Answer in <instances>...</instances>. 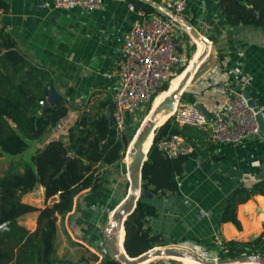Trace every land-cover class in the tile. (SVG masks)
I'll return each instance as SVG.
<instances>
[{"label": "crops", "instance_id": "1", "mask_svg": "<svg viewBox=\"0 0 264 264\" xmlns=\"http://www.w3.org/2000/svg\"><path fill=\"white\" fill-rule=\"evenodd\" d=\"M6 1L9 6L5 11L0 9V25L30 60L52 70V85L65 97V104H70L66 116L42 140L31 141L35 148L52 137L66 134L67 127L78 114L74 104L83 103L84 106L93 98L97 100L96 104L107 98L111 100L118 82L120 43L132 25V14L127 7L131 0H103L100 7L91 10L79 6L56 8L52 0ZM156 1L162 4L168 0ZM181 1V13L191 22L193 20L192 23L199 24V31L211 41L208 53L200 62L203 66L198 71L200 63L196 67L193 73L197 71L196 77L191 80L194 83L187 89L194 91L196 99L211 110L223 98L215 91V86L228 81L235 90L243 92L247 89L264 114V26L228 22L221 0ZM180 31L181 36H189L185 29ZM204 48L203 45L200 52ZM241 76H246L247 80H242ZM69 88H73L72 94H67ZM167 116L163 114L160 123ZM189 125L185 134H178L189 143L191 150L188 152H192L181 172L172 173V178L178 182V190L143 196L157 208V214L148 222L150 233L159 236L161 242L157 246H179L190 250L196 243L217 257L216 235L221 239L251 240L264 229V195L260 193L236 204L240 227L221 217L223 202L233 189L250 186L264 178H255L264 163V133L236 142H216L213 153L222 156L216 159L206 148L208 130ZM126 160L123 157L120 161L102 165L98 170L100 186L96 190L80 189L71 208L58 214V255L73 260L84 257L97 264L111 256L106 227L127 193ZM35 191L41 193L40 202L35 199ZM22 200L43 206V186L38 185L25 193ZM29 213L33 215L29 224L20 221L27 213L19 221L32 230L36 226L37 212ZM124 233V229L117 231L121 240ZM257 252L264 253V239ZM173 257L182 261L186 258Z\"/></svg>", "mask_w": 264, "mask_h": 264}, {"label": "trees", "instance_id": "2", "mask_svg": "<svg viewBox=\"0 0 264 264\" xmlns=\"http://www.w3.org/2000/svg\"><path fill=\"white\" fill-rule=\"evenodd\" d=\"M131 1L146 11L156 10L153 5L140 0ZM221 4L228 22L264 26V0H221ZM8 6L6 0H0L1 10H7ZM188 38V34L181 36L180 51ZM190 65L187 63L186 66L182 64L179 67L180 78ZM52 84V70L30 60L0 25V155L17 157L10 158L7 168L0 175V264H80V261L86 260L84 257L73 260L58 255V214L71 208L74 196L80 189L90 187L96 190L100 186L98 170L104 164L125 158V150L131 139L129 131L124 128L119 132L111 122L106 112L110 101L107 98L93 105L92 110L80 105V110L73 123L67 127L65 135L52 137L42 146H35L29 160L25 159L21 153L32 145L31 141L42 140L44 135L66 116L70 108V104L64 102L65 97H61L41 109L40 102L49 93L48 85ZM168 89L169 82H164L146 107L140 111L141 118L153 105L156 94ZM72 92L73 88H69L67 94ZM195 100V92L187 88L179 97V102ZM187 126L188 124H179L174 116L170 115L156 128L142 166V190H149L158 195L178 190V182L172 178V173L181 172L192 152L169 156L160 149L159 141L162 138L185 134ZM67 143L71 145L70 148ZM216 145L217 143L208 137L207 150L213 158L220 159L221 155L213 153ZM67 155H71V158L65 163ZM38 185L43 186V206L22 200L25 193ZM254 193L264 195V178L250 186L233 189L223 202L222 220H230L240 227L236 217V204L250 198ZM143 196H139L133 210L124 220L123 243L130 256L138 255L161 242L158 235L150 233L148 223L150 218L157 214V208L143 199ZM32 211L37 212L36 226L30 230L19 218ZM263 239L264 229L251 240L221 239L217 257L256 253ZM183 262L202 264L190 257L184 258ZM102 264L122 263L110 256L105 257Z\"/></svg>", "mask_w": 264, "mask_h": 264}, {"label": "built area", "instance_id": "3", "mask_svg": "<svg viewBox=\"0 0 264 264\" xmlns=\"http://www.w3.org/2000/svg\"><path fill=\"white\" fill-rule=\"evenodd\" d=\"M103 0H52L56 8L79 6L91 10L101 6ZM168 11L181 13V0L162 3ZM127 7L132 14V25L120 43V57L117 61L118 82L112 92V122L117 131L124 130L126 115L143 110L148 101L164 82H170L178 73L184 60L182 27L171 16L159 10L146 11L131 1ZM247 80L246 76H241ZM244 82V81H243ZM222 95V101L205 117L195 102H178L172 112L179 124H190L208 130L214 142H236L250 135H260L256 112L247 103L242 91L235 90L228 81L215 86ZM160 149L169 156L186 153L191 146L180 135L162 138ZM79 242L86 244L83 240ZM216 244L221 238L215 236ZM190 251L205 257H213L210 251L193 243Z\"/></svg>", "mask_w": 264, "mask_h": 264}, {"label": "water", "instance_id": "4", "mask_svg": "<svg viewBox=\"0 0 264 264\" xmlns=\"http://www.w3.org/2000/svg\"><path fill=\"white\" fill-rule=\"evenodd\" d=\"M142 2L153 5L160 12L171 16L173 20L180 25L183 29L189 33L190 36L200 40L205 48L200 52V54L193 60L191 65L185 70L184 74L180 78L177 86L166 94L161 100H159L154 106L151 105L149 111L143 117L141 123L136 129L135 133L131 137L127 148L125 150L124 156L126 157V168L128 173V188L127 193L121 203L113 211L111 218L106 227L107 235V245L110 250L111 256L122 264H143L154 257H173V256H186L193 258L196 261L202 262L204 264H247L248 260L256 262V264H264V253L256 252L251 254H243L236 257H202L188 249L179 246H153L148 250L139 253L135 256H130L125 251L123 240L121 242V248L119 247V237L117 231L123 227L124 220L126 216L133 210L136 200L140 194L151 196L152 192L149 190H142L141 187V177H142V166L147 158V153L149 147L152 143V139L156 128L161 125L173 112L176 104L178 103L179 97L183 90L191 79L196 67L202 61L204 56L209 51V46L211 41L207 36L203 35L198 28L199 24L192 23L183 14L175 13L165 9L162 4L156 0H140ZM49 93L45 99L41 100V109L48 106L52 102L61 98V93L54 87V85H48ZM243 96L246 98L247 103L256 112L255 116L259 124V129L264 133V114L259 110L258 106L255 104L254 100L250 97L247 89L243 90ZM195 104L201 109L205 117L209 116L208 108L201 100H195ZM113 107V102L110 100L106 112L109 114L111 122V108ZM164 112H169L167 118L158 124L159 118ZM13 124V122H11ZM151 136V142L149 146L145 149V142ZM67 147L70 148L71 145L67 143ZM71 158V155H67L65 163ZM65 165V164H64ZM260 170L257 172L255 178L259 179L264 177V163L261 164ZM115 231L112 233V231ZM80 264H97L95 262H89L88 260H82Z\"/></svg>", "mask_w": 264, "mask_h": 264}, {"label": "rangeland", "instance_id": "5", "mask_svg": "<svg viewBox=\"0 0 264 264\" xmlns=\"http://www.w3.org/2000/svg\"><path fill=\"white\" fill-rule=\"evenodd\" d=\"M190 37L189 35V39L188 41H186L185 45H184V60L182 61V64H184L186 66L187 63H192L193 60L197 57V55L200 53V50L203 48V44L201 41H199L198 39H195V38H192ZM196 45V47H195ZM190 55H191V58H190ZM201 66H203V63H200V65L198 66L197 68V71L201 68ZM197 71L195 74H197ZM195 72V71H194ZM193 74L191 79L189 80L188 82V85L186 86V88L189 86H192L193 85V81L191 80H194V77H196V75ZM178 84V82H177ZM173 85V81L169 83V89L166 90V91H163V92H160L158 95H157V99H154L153 101V106L159 101L161 100L166 94H168L171 90H173L177 85ZM96 99L92 101H89V103L85 104L84 106L82 105L83 103L81 104H74V106H76L78 112L80 110V105H82L83 107H88L90 108L91 110L93 109V105L96 104ZM179 102V100H178ZM141 110H137L135 112H132L130 115L131 116H128L126 118V121H125V130L129 131L131 137L133 136V134L135 133L136 129L138 128L139 124L141 123L142 119L140 117V112ZM172 115V114H171ZM145 116V115H144ZM34 151V148L33 146H29L28 148H26L22 153L21 155L25 157V159L29 160L30 158V155L33 153ZM17 156V155H16ZM10 158H13V159H17V157H14V156H11V155H7V154H4V155H0V175L3 173V170L7 168V165L9 163ZM124 184V183H123ZM121 185L122 186V189H123V192L125 191V184L124 185ZM120 186V188H121ZM38 190V188L36 189ZM36 195H35V199L37 202H40V192L38 191H35ZM33 218V215L31 213H27L26 215L22 216L20 221L25 223V224H29L30 223V218ZM157 246V245H156ZM214 253V252H213ZM150 262L152 263H157V264H164V262H183L182 260H180L179 258H175V257H155L153 260H150L148 262H146L147 264H149ZM183 264H186L183 262ZM246 264V263H245ZM247 264H250V263H247ZM256 264V263H255Z\"/></svg>", "mask_w": 264, "mask_h": 264}, {"label": "bare ground", "instance_id": "6", "mask_svg": "<svg viewBox=\"0 0 264 264\" xmlns=\"http://www.w3.org/2000/svg\"><path fill=\"white\" fill-rule=\"evenodd\" d=\"M191 37V36H190ZM196 39V38H195ZM179 79H180V72L179 73H177L175 76H173L172 78H171V80H170V82H172L173 81V85L172 86H174V85H177V82H179ZM169 82V83H170ZM160 93V92H159ZM158 93V94H159ZM158 94H156V96L154 97V99H157V95ZM153 99V100H154ZM163 114H167V115H169V112H164V113H162V115L160 116V118H159V121H158V124L160 123V120H161V117L163 116ZM150 142H151V136L148 138V140L145 142V149L149 146V144H150ZM123 228H120L118 231H121ZM113 232H115L114 230H113ZM122 236V235H121ZM119 240H121V238L119 237ZM122 241V240H121ZM119 247L121 248V245H120V242H119ZM177 257H186V256H177ZM155 258V257H154ZM200 263H202V262H200ZM202 264H204V263H202Z\"/></svg>", "mask_w": 264, "mask_h": 264}]
</instances>
